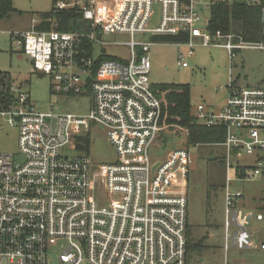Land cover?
Masks as SVG:
<instances>
[{
  "label": "built area",
  "instance_id": "1",
  "mask_svg": "<svg viewBox=\"0 0 264 264\" xmlns=\"http://www.w3.org/2000/svg\"><path fill=\"white\" fill-rule=\"evenodd\" d=\"M155 4L160 17L151 29ZM194 4V0L58 1L56 10L81 9L89 24L87 33L37 32L36 20L31 29L12 33L13 44L30 59L34 71L52 77L55 94L79 96L89 89L91 108L85 116L40 112L28 93L11 85L15 100L0 115L17 128L23 160L15 164L11 156L0 154V264H47L48 248L61 241L67 248L57 256V264H186L188 150L177 148L150 160L163 129L161 103L148 78L145 54L150 44L135 42L134 36L186 35L187 56L193 55L194 39L204 47H222L231 57L235 49L264 52V32L258 44H233L230 36L210 34L206 24L200 30ZM114 34L129 36V62L103 60L94 69L92 56L85 53L87 44L94 52V47L106 45L104 36ZM136 48L141 50L139 57ZM185 57L179 53L180 68H187ZM228 88L220 112L199 105L195 115L207 128L223 126L227 163L241 152L257 157L264 151V87ZM92 124L104 129L115 163L94 165L85 154H70L76 152V138L88 134ZM263 167L264 162L256 161L248 176H258ZM237 172L246 177L245 169ZM241 197V192L226 194L225 249L230 241L238 250L252 246L247 227L253 215L235 209Z\"/></svg>",
  "mask_w": 264,
  "mask_h": 264
},
{
  "label": "rangeland",
  "instance_id": "2",
  "mask_svg": "<svg viewBox=\"0 0 264 264\" xmlns=\"http://www.w3.org/2000/svg\"><path fill=\"white\" fill-rule=\"evenodd\" d=\"M55 1L83 4L88 0ZM11 2L14 11L0 17V73L9 75L12 84L21 92L28 93L30 103L40 112H50L54 115H87L91 108V96L86 92L79 96L55 94L52 91V77L34 71L30 59L17 49L12 41V33L28 30L34 20L38 21L40 14L52 9L54 0H11ZM194 2L200 17L197 27L205 30V24L210 18V0H194ZM159 17L160 6L155 4L148 27L155 28L159 23ZM103 41L106 45L94 47L92 54L94 62L101 55L121 63L129 62L131 56L128 46L129 36L107 35L103 37ZM134 41L150 44L145 55L150 62L148 78L152 92L154 93L159 86L188 85L191 90L190 105L193 116L196 115L199 105L206 111L220 112L227 101L229 85L232 88L264 87V52L260 50L236 49L233 50L234 55L231 57L221 47H204L200 40H194L193 55L187 56L188 48L185 45L156 43L152 41L151 35H136ZM139 50V48L135 49L138 57L141 55V50L138 53ZM179 53L186 56L183 62L187 64V68H180L178 65ZM162 126L155 148L150 151L151 162L164 158L177 148L185 147L188 150L186 214L191 238H188L187 242L186 234L188 244L186 264H264L254 251L259 244L252 247L251 257H245V250H237L231 244L229 251L226 254L224 252L226 194L241 192L244 212L254 216L260 212L264 217V209L258 210L260 203H264V169H259V175L250 178L248 175L255 167L254 157L241 152L239 156L230 157L227 163V150L224 145L187 147L183 129L177 126L169 128L163 121ZM233 132L238 135L242 133L238 129H233ZM87 135L89 146L84 154L91 163L94 165L115 163L116 154L107 140L104 129L92 124ZM17 140V128L11 127L7 118L0 115V154L11 156L15 164L23 160L18 152ZM77 147L76 145V152ZM76 152L70 154H78ZM256 154L262 156L261 151ZM236 167L242 171L245 169L246 177L239 176ZM255 225L253 221L249 229H257L259 240L264 241L263 229L255 228ZM233 232L235 228L231 226L230 233ZM66 248L65 241L49 247L47 264H57V256Z\"/></svg>",
  "mask_w": 264,
  "mask_h": 264
},
{
  "label": "trees",
  "instance_id": "3",
  "mask_svg": "<svg viewBox=\"0 0 264 264\" xmlns=\"http://www.w3.org/2000/svg\"><path fill=\"white\" fill-rule=\"evenodd\" d=\"M55 3L54 0L53 7L49 12L38 16V21L33 25L35 31L60 33H87L89 31V24L83 20L79 7L56 10ZM210 3V18L206 24V30L210 34L215 35L216 32H219L224 37L230 36L233 44H258L262 41L264 0H210ZM12 11L14 9L11 0H0V17ZM152 41L156 43H185L187 36H152ZM92 51L91 46L87 44L86 55L92 56ZM103 60L112 59L101 55L95 61L94 69ZM12 83L9 75L0 73V111L7 109L15 100L10 92ZM154 93L161 103V119L164 124L169 128L177 126L187 131V147L224 143L225 130L223 126L207 128L199 124L196 117L191 114V90L188 85L159 86L154 90ZM86 94H90L89 89ZM76 143L78 146L77 153L84 154L89 146V136L86 134L76 138ZM257 161L264 162V153ZM187 252L188 244L186 245V254Z\"/></svg>",
  "mask_w": 264,
  "mask_h": 264
},
{
  "label": "crops",
  "instance_id": "4",
  "mask_svg": "<svg viewBox=\"0 0 264 264\" xmlns=\"http://www.w3.org/2000/svg\"><path fill=\"white\" fill-rule=\"evenodd\" d=\"M26 31V30H25ZM151 38V37H150ZM194 40H199V39H194ZM179 44V43H178ZM181 46H183V42H182V45ZM222 48V47H221ZM224 49V48H223ZM225 50V49H224ZM94 53V52H93ZM234 55V54H233ZM225 106V105H224ZM224 144V143H223ZM222 144V145H223ZM262 152V155H263V153H264V151H261ZM233 157H235V156H233ZM259 157H262V156H258V154H257V157L256 156H254V158H255V163H256V161H257V158H259ZM226 159H227V156H226ZM230 164V163H229ZM238 167H236V169H237ZM262 169H264V167L262 168ZM259 175V174H258ZM227 185H228V182H227ZM241 195H242V193H241ZM242 199H243V195H242V197L235 203V209H237V210H240V211H242V212H244V205H243V203L241 202L242 201ZM264 209V203H260V206L258 207V210L260 211V210H263ZM247 213V212H246ZM257 215H260L261 216V220H257L256 219V216ZM255 222L256 223V227L255 228H259V227H261L262 229H263V231H264V217L261 215V213L260 212H258V213H256V215L254 216L253 215V218H252V220H251V222H250V224L252 223V222ZM250 224H249V226L247 227V230H248V232H249V234H250V237H251V243H252V246H251V248H249V249H245V251L244 252H246L245 253V257H251V255L253 256V254L251 253V252H253V250H252V247L253 246H257L258 244V247H255L254 248V251L256 252V255L258 256V258L259 259H261V261H264V250H262V249H260V245H263L264 244V241L263 240H259V237H258V235H259V231L257 230V229H254V228H252V229H249V227H250ZM234 233V232H233ZM186 234H187V242H188V238H191L190 236H191V234H190V230H189V227H188V224H187V228H186ZM230 244H231V246L232 247H234V245H233V243H232V241H230L229 243H228V249H225V240H224V252H225V254L229 251V248H230ZM235 248V247H234ZM236 249V248H235ZM238 250V249H237ZM255 256V255H254Z\"/></svg>",
  "mask_w": 264,
  "mask_h": 264
},
{
  "label": "water",
  "instance_id": "5",
  "mask_svg": "<svg viewBox=\"0 0 264 264\" xmlns=\"http://www.w3.org/2000/svg\"><path fill=\"white\" fill-rule=\"evenodd\" d=\"M92 105H93V102H92Z\"/></svg>",
  "mask_w": 264,
  "mask_h": 264
}]
</instances>
